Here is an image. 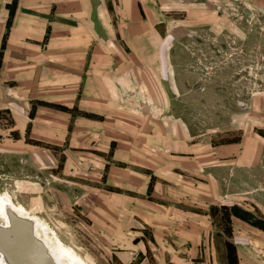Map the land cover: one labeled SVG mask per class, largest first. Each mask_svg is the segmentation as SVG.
I'll use <instances>...</instances> for the list:
<instances>
[{
  "label": "rangeland",
  "instance_id": "374dc122",
  "mask_svg": "<svg viewBox=\"0 0 264 264\" xmlns=\"http://www.w3.org/2000/svg\"><path fill=\"white\" fill-rule=\"evenodd\" d=\"M152 2L153 10L140 12L148 21L134 46L143 50L155 26L163 40L147 50L167 58L157 77L169 120L157 123L155 109L145 157L154 169L63 175L23 162L26 148L0 146V195L47 224L86 264H264V0ZM10 129L0 110V138Z\"/></svg>",
  "mask_w": 264,
  "mask_h": 264
},
{
  "label": "crops",
  "instance_id": "0c3cea01",
  "mask_svg": "<svg viewBox=\"0 0 264 264\" xmlns=\"http://www.w3.org/2000/svg\"><path fill=\"white\" fill-rule=\"evenodd\" d=\"M13 1L0 0V42L7 34L0 110L12 119V129L0 138L3 151L26 148L23 162L32 161L40 170L61 169L63 175L154 169L145 157L155 137V109L162 113L157 123L169 120L161 111L169 103L166 87L157 77L167 58L158 49L147 50L148 42L158 46L163 40L155 26L142 41L148 46L140 50L134 43L148 21H140V12L156 4L17 0L7 31ZM124 43L129 50L122 49ZM12 145L18 150L8 151Z\"/></svg>",
  "mask_w": 264,
  "mask_h": 264
},
{
  "label": "bare ground",
  "instance_id": "6f19581e",
  "mask_svg": "<svg viewBox=\"0 0 264 264\" xmlns=\"http://www.w3.org/2000/svg\"><path fill=\"white\" fill-rule=\"evenodd\" d=\"M5 197H7L8 200ZM10 211H13L14 214L20 218L33 222L35 237L45 245L49 256L56 264H86L81 256H79L75 250L65 245L47 224H41L37 217L32 216V214L24 206L14 204L12 199L7 195H0V218H3V225L1 224L0 228L10 226ZM51 234L54 236L52 239H50ZM0 239L3 247L11 252V244H7L4 237ZM13 242L14 247L17 246L19 249H23V251L27 250V252L30 250L28 245L26 246L25 243H20L18 240ZM4 244H6V246ZM0 254V264H9L1 251Z\"/></svg>",
  "mask_w": 264,
  "mask_h": 264
},
{
  "label": "water",
  "instance_id": "95a60500",
  "mask_svg": "<svg viewBox=\"0 0 264 264\" xmlns=\"http://www.w3.org/2000/svg\"><path fill=\"white\" fill-rule=\"evenodd\" d=\"M10 226L0 228V238L4 237L7 244H11V252L5 249L0 242V251L4 254L9 264H56L49 256L45 245L34 235V224L32 221L20 218L13 211L9 212ZM1 240V239H0ZM19 241L28 245L30 250L23 251L13 241ZM6 246V244H4ZM8 246V245H7ZM27 249V247H26Z\"/></svg>",
  "mask_w": 264,
  "mask_h": 264
},
{
  "label": "trees",
  "instance_id": "16d2710c",
  "mask_svg": "<svg viewBox=\"0 0 264 264\" xmlns=\"http://www.w3.org/2000/svg\"><path fill=\"white\" fill-rule=\"evenodd\" d=\"M13 14H14V12H13V10H12V11H11V15H10V20H9V23H8V27H10V25H11ZM5 46H6V45H5V42H4L3 47H2L3 52H4V50H5ZM2 56H3V54H2Z\"/></svg>",
  "mask_w": 264,
  "mask_h": 264
}]
</instances>
